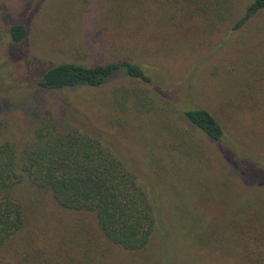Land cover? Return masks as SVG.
<instances>
[{
    "label": "trees",
    "instance_id": "trees-1",
    "mask_svg": "<svg viewBox=\"0 0 264 264\" xmlns=\"http://www.w3.org/2000/svg\"><path fill=\"white\" fill-rule=\"evenodd\" d=\"M109 1L110 35L104 42L109 60L92 65L63 60L33 76V85L46 90L99 87L119 72L149 84L155 56L181 52L193 38L216 33L227 38L242 27L264 30V0ZM5 3L0 0V44L5 38L20 44L26 26L1 16ZM252 92L241 94L246 105L254 114L263 112L264 99ZM167 103L179 120L214 145L211 153L222 166L218 177L203 185L202 166H214L210 154L202 156L197 147L195 153L193 136L170 126L168 144L178 148L167 151L172 174L184 171L197 180L191 182L194 187L171 190L167 210L164 204L158 207L161 192L154 183L140 179L125 157L99 138L41 119L14 140L6 137L8 127L0 118V264H115V250L141 252L156 231L165 234L159 224L163 214L178 255L187 251L202 264H264V185L243 189L240 184L239 169L254 165L251 155L227 137L232 122L226 119L234 105L214 114L205 107ZM228 163L234 177L225 173ZM236 186L233 199L228 193ZM209 195L216 196L210 205L205 201ZM166 262L161 255L153 263Z\"/></svg>",
    "mask_w": 264,
    "mask_h": 264
},
{
    "label": "rangeland",
    "instance_id": "rangeland-1",
    "mask_svg": "<svg viewBox=\"0 0 264 264\" xmlns=\"http://www.w3.org/2000/svg\"><path fill=\"white\" fill-rule=\"evenodd\" d=\"M108 5L109 0H6L1 16L8 22L23 23L27 29L20 44L9 38L0 44V118L8 127L6 137L22 139L35 120L41 119L62 130L77 129L97 137L108 148L118 150L140 179L154 183L161 192L158 207L163 209L164 204L167 210L171 190L194 187L191 182L197 180L180 170L179 176L172 174L173 160L167 151L178 149L168 144L173 130L181 128L185 136H193L194 151L197 147L202 156L210 154L214 166H202L201 175L206 177L203 185L208 186V178L222 170L215 153H211L216 151L214 145L184 119L179 120L167 101L182 109L205 107L214 114L220 113L219 107L233 104L234 111L226 119L232 122V132L226 128L230 133L227 137L251 155L248 159L254 165L239 169L243 178L239 177L240 184L243 189L264 185V140L260 135L264 133V111L254 114L241 95L251 90L264 99V30L257 33L258 26L242 27L227 38L219 33L193 38L191 46L181 52L155 56L149 84L130 80L119 72L99 87L46 90L33 85V76L63 60L89 65L109 60L110 49L104 44L110 35V20L105 16ZM241 156L237 154L236 158ZM233 171L234 166L228 163L225 173L234 177ZM232 188L236 190L228 194L234 199L237 186ZM217 193L222 194V190ZM205 197L208 205L215 203V195ZM161 219L164 235L156 231L148 249L141 252L115 250L113 263L154 264L162 255L167 264H202L187 251L178 255V249L172 248L168 218L163 214Z\"/></svg>",
    "mask_w": 264,
    "mask_h": 264
}]
</instances>
